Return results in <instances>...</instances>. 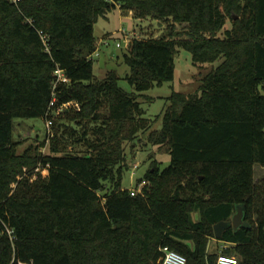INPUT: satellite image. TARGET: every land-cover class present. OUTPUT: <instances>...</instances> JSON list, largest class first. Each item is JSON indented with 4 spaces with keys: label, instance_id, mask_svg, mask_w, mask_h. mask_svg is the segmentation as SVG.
I'll use <instances>...</instances> for the list:
<instances>
[{
    "label": "trees",
    "instance_id": "obj_1",
    "mask_svg": "<svg viewBox=\"0 0 264 264\" xmlns=\"http://www.w3.org/2000/svg\"><path fill=\"white\" fill-rule=\"evenodd\" d=\"M117 4L170 28L123 52L132 91L116 70L97 79L91 57L95 23ZM179 48L195 64L220 62L197 93L167 97L162 127L148 139L168 146L170 164L153 163L132 195L123 186L127 154L151 126L139 97L175 78ZM58 68L68 81L56 83ZM263 90L264 0H0V264H161L163 246L186 264H214V226L239 205L244 224L217 238L230 244L222 252L264 264V179L254 172L264 166ZM53 93L55 107L80 104L59 117L73 122L64 136L87 151L67 150L54 134L50 153L18 154L14 119L45 118Z\"/></svg>",
    "mask_w": 264,
    "mask_h": 264
},
{
    "label": "rangeland",
    "instance_id": "obj_2",
    "mask_svg": "<svg viewBox=\"0 0 264 264\" xmlns=\"http://www.w3.org/2000/svg\"><path fill=\"white\" fill-rule=\"evenodd\" d=\"M236 19L238 15L235 14ZM233 20L228 17L224 29H231ZM177 29L181 30L182 26L177 25ZM170 30L167 21H158L153 18H135L134 15L121 9L120 5L106 15L100 16L95 23L94 34L97 38L98 55H94V74L97 79H102L108 71L116 70L122 77L120 85L128 91H132L133 87L125 80V76L130 71V67L124 62L122 54L127 49L131 40L134 38H150L159 37L168 33ZM223 31L218 33L222 36ZM108 39V44H102L99 41ZM120 46H117V43ZM220 61L213 63H193L192 55L189 51L179 48L176 55V71L175 78L172 81L164 82L162 85H156L150 90L144 92L143 96L139 97L141 106L144 109V115L148 117L151 126L147 130L139 134V138L135 143V147L131 153L128 151L127 163L130 168L123 176V186L128 189H133L139 178L150 169L155 163L160 169L167 167L170 164L171 156L168 153L167 145H155L149 141L148 136L154 130H159L162 127V113L164 109L170 105L167 99L173 91L182 92L185 94H194L199 91L201 78L217 66ZM264 92V90H263ZM59 117V116H58ZM54 119L55 126H46L44 117L37 118H15L13 139L17 144V153L21 154L27 149H31L32 153L39 152L42 154L50 153V141L54 134L64 136L66 126L68 130L73 124L69 119L62 114L61 117ZM53 122V123H54ZM52 131V134L49 133ZM64 140L67 150L75 149L76 151L86 152L87 146L82 143H75V138L71 134H65ZM80 135V134H79ZM88 137H93L91 133ZM138 164V168L134 165ZM255 178L257 181L264 179V169L259 165L255 166ZM37 171V169L35 170ZM42 175L47 174V169L39 170ZM21 177H19L20 179ZM17 183H14L16 187ZM194 217L197 219V215ZM230 245L222 243L217 238L212 237L209 240L207 251L220 252L223 246Z\"/></svg>",
    "mask_w": 264,
    "mask_h": 264
},
{
    "label": "built area",
    "instance_id": "obj_3",
    "mask_svg": "<svg viewBox=\"0 0 264 264\" xmlns=\"http://www.w3.org/2000/svg\"><path fill=\"white\" fill-rule=\"evenodd\" d=\"M13 1L17 3L19 0H13ZM39 33L41 35L43 43L46 45L47 50H49L48 35L43 30H40ZM107 40L108 39H103L99 42L102 44H108ZM117 46H120L119 42L117 43ZM94 55H98V47L96 51L91 55V57L93 58ZM55 75L57 76L56 83L60 81H68V78L64 75L63 70L60 68L56 69ZM56 99H57L56 94L53 93V97L50 101L49 109L45 117L46 126L49 128L53 124L54 119L58 117L60 113L64 111L65 109H68L69 107H73L77 109L80 108V104L76 101H69V102L60 104L59 106L55 107ZM49 133L52 134V131L49 130ZM138 166H139L138 164H135L134 168H138ZM37 170H41V168L38 167ZM146 184H147V181H142L138 183L135 186V188L131 189V194L135 195L136 193H142L144 186ZM7 230H8V233L12 235L13 231L11 229H7ZM225 247L226 246L224 245L222 248H225ZM161 252H162V255L160 258L161 264H186L187 263V259L183 254L171 249L168 246L161 247ZM214 264H238V258L237 256L233 254H227V253L222 252V249H221L220 252L218 253V256Z\"/></svg>",
    "mask_w": 264,
    "mask_h": 264
},
{
    "label": "water",
    "instance_id": "obj_4",
    "mask_svg": "<svg viewBox=\"0 0 264 264\" xmlns=\"http://www.w3.org/2000/svg\"><path fill=\"white\" fill-rule=\"evenodd\" d=\"M243 224H244V206L239 205L237 206L236 212L233 214L231 221H220L217 224H215L214 229H215L216 238H220L222 232L230 225H232L233 228L236 230Z\"/></svg>",
    "mask_w": 264,
    "mask_h": 264
},
{
    "label": "crops",
    "instance_id": "obj_5",
    "mask_svg": "<svg viewBox=\"0 0 264 264\" xmlns=\"http://www.w3.org/2000/svg\"><path fill=\"white\" fill-rule=\"evenodd\" d=\"M257 165H259V164H255V165H254V168H255V166H257ZM259 166H260L261 169H264V166H262V165H259ZM254 172H255V170H254ZM255 181H257L256 178H255Z\"/></svg>",
    "mask_w": 264,
    "mask_h": 264
}]
</instances>
